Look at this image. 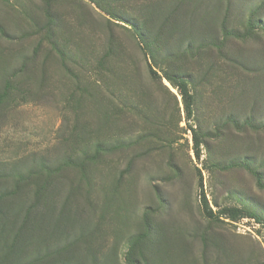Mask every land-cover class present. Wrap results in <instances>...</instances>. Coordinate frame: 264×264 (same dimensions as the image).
I'll list each match as a JSON object with an SVG mask.
<instances>
[{"label":"rangeland","instance_id":"rangeland-1","mask_svg":"<svg viewBox=\"0 0 264 264\" xmlns=\"http://www.w3.org/2000/svg\"><path fill=\"white\" fill-rule=\"evenodd\" d=\"M198 172L264 219V0H0V264H264Z\"/></svg>","mask_w":264,"mask_h":264},{"label":"trees","instance_id":"trees-1","mask_svg":"<svg viewBox=\"0 0 264 264\" xmlns=\"http://www.w3.org/2000/svg\"><path fill=\"white\" fill-rule=\"evenodd\" d=\"M111 18L115 19L116 17L113 16ZM148 74L151 78L158 77L157 73L153 71L151 67H148ZM163 78L178 92L181 98V101H182L183 111L185 114V120L187 122L190 121L192 112H193L194 100H193L191 93L188 90L186 81L177 75L164 74ZM191 131L193 134L194 155H195V158L199 160V141L197 139L195 131L193 129H191ZM198 174L200 176L199 172ZM198 181H199L198 186L200 188V209H201L203 217L206 220L212 221V222H218L220 221L221 218L230 219V220H237L241 218L252 219L256 223L260 224L264 231V219H262L260 216L254 213L244 212L239 209H233V208L221 209L217 212H213L211 208L208 206L207 200L202 191L201 176L199 177Z\"/></svg>","mask_w":264,"mask_h":264}]
</instances>
